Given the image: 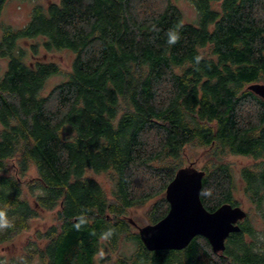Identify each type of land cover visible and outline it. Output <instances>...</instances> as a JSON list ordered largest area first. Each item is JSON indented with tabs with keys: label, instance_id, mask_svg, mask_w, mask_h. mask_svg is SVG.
Segmentation results:
<instances>
[{
	"label": "trees",
	"instance_id": "trees-1",
	"mask_svg": "<svg viewBox=\"0 0 264 264\" xmlns=\"http://www.w3.org/2000/svg\"><path fill=\"white\" fill-rule=\"evenodd\" d=\"M188 1L192 21L175 0L35 1L24 26L0 21V210L11 224L0 248L55 211L20 252L0 251V264H97L101 249L105 264H264L255 221L264 223V99L247 88L264 83V0ZM40 48L70 52V68L36 58ZM190 144L205 150L200 198L210 211L239 205L225 157L254 160L238 169L253 217L220 253L200 235L148 250L127 211L154 199L149 221L166 214L163 194L191 164ZM89 171L108 175L111 198Z\"/></svg>",
	"mask_w": 264,
	"mask_h": 264
},
{
	"label": "water",
	"instance_id": "water-1",
	"mask_svg": "<svg viewBox=\"0 0 264 264\" xmlns=\"http://www.w3.org/2000/svg\"><path fill=\"white\" fill-rule=\"evenodd\" d=\"M247 88L264 99V83H251ZM204 171L191 166L176 171L165 189L168 202L166 214L155 222L137 226V233L148 250H180L193 237L207 239L211 249L220 253L225 240L232 232L240 230L239 222L247 216L240 205L225 202L216 209H206L200 198Z\"/></svg>",
	"mask_w": 264,
	"mask_h": 264
},
{
	"label": "rangeland",
	"instance_id": "rangeland-1",
	"mask_svg": "<svg viewBox=\"0 0 264 264\" xmlns=\"http://www.w3.org/2000/svg\"><path fill=\"white\" fill-rule=\"evenodd\" d=\"M35 1H38L42 4H47L50 1L54 0H7L1 9L0 13V21L3 24L11 25L14 28H20L24 26L29 20V14L31 8ZM175 3L180 8L183 14V19L185 21H192L195 18V10L192 4L188 0H175ZM32 42V41H31ZM27 43V42H25ZM29 43V40H28ZM38 59H44L45 61H52L57 63L63 71H67L70 68V61L72 59V54L68 51H52L48 52L45 51L43 48H40L37 55H35ZM5 59L0 57V68L5 67ZM65 78L64 74H56L50 76L44 86V92H48L50 88L54 85L59 83ZM186 156V163L191 161L189 166L201 169L202 165L206 161V154L205 150L201 146L197 145H187L184 150ZM225 160L230 164V166L234 170V176L237 182V192L235 193L239 205L247 211V214L252 215L251 212V205L249 204L247 198L243 195L240 189V180L238 177V169L243 166L253 164L254 160L249 156H243L238 154H229L225 157ZM30 175L34 174V170H31ZM92 177H94L103 187L106 195L108 198H111V182L108 178L106 173L102 174H94L92 172H88ZM165 195V192L164 194ZM154 199L146 202L143 205L136 206L130 208L127 211L126 216L133 220L136 225H144L147 223H151L149 220L148 211ZM253 217V215H252ZM256 217H254L255 219ZM55 220V211H41L39 215L31 220V227L28 230L23 231L22 233L18 234L15 239L14 243L7 247V248H0V251L7 253H17L20 252L22 246L26 242V240L34 234V231L38 228L44 229L48 225L52 224ZM256 226L259 230H264V223L256 218L255 220ZM133 230L137 231V226L131 223ZM134 250V244L132 242L126 241L120 247V251L124 254H129ZM112 262L108 260V263ZM96 263L97 264H105L107 261L105 260V252L101 249L99 253L96 255ZM31 264H37L36 260H34Z\"/></svg>",
	"mask_w": 264,
	"mask_h": 264
},
{
	"label": "clouds",
	"instance_id": "clouds-1",
	"mask_svg": "<svg viewBox=\"0 0 264 264\" xmlns=\"http://www.w3.org/2000/svg\"><path fill=\"white\" fill-rule=\"evenodd\" d=\"M179 38L178 34L175 32H170L169 33V43H174L177 39ZM10 221L6 216L5 211L0 210V229L8 228L10 227Z\"/></svg>",
	"mask_w": 264,
	"mask_h": 264
}]
</instances>
